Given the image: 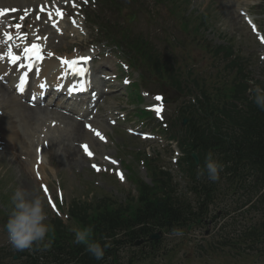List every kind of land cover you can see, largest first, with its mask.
<instances>
[{"label":"trees","instance_id":"trees-1","mask_svg":"<svg viewBox=\"0 0 264 264\" xmlns=\"http://www.w3.org/2000/svg\"><path fill=\"white\" fill-rule=\"evenodd\" d=\"M141 45L142 43L138 45L133 40L130 46L140 59L150 61L147 44L140 47ZM167 68V63L160 65L157 61L155 71L151 67L148 73L161 78ZM172 80L174 81L171 84L179 88L177 79L167 77L166 82ZM233 81L234 85L229 92H222L225 89L222 87L213 100L205 97L204 103L198 104L199 107L197 104L190 105L182 111L187 117V124L180 145L185 151V174L189 186L192 185L194 196L197 197L195 208L186 199L175 196L169 175H154L153 188H143L136 202L132 199L127 205L121 206L104 199L92 207L74 205L70 211L79 228L92 227V240L100 242L102 246L105 243L109 245L105 248L103 259L97 260L88 253L86 245L75 244L73 233L64 231V227L57 223L48 236L51 246L41 248V257L46 263H104L106 259L114 258L115 250L126 249L140 239L146 243L148 249H140L146 254L139 262L145 261L151 258L148 255L151 249H156L157 244L148 241L153 232L164 231L172 234L174 228L185 229L193 219L206 215L208 203L216 198L220 189H225L227 195H237L242 199L241 204L236 207L237 210L249 205L254 196L264 188V110L255 105L251 96L246 97L249 87L242 73L238 72ZM219 95L222 101L216 103ZM235 102L241 107H236ZM193 152L199 156L202 167L209 153L223 165L220 178L215 183L207 180L206 174L198 177L197 169L189 159ZM253 211L259 214L255 223H240L238 226L242 228L239 236H236L237 231L231 235L220 234L216 240L208 241L207 252L234 249L240 254L236 249L264 251V192L245 213ZM199 249L202 250L203 246H199ZM24 264L37 263L26 259Z\"/></svg>","mask_w":264,"mask_h":264},{"label":"rangeland","instance_id":"rangeland-1","mask_svg":"<svg viewBox=\"0 0 264 264\" xmlns=\"http://www.w3.org/2000/svg\"><path fill=\"white\" fill-rule=\"evenodd\" d=\"M151 3L152 0L137 1V5H143L145 8L148 7L150 11L153 6L154 13L147 24L144 18L137 14V9H134L137 16L131 22L133 28L135 29L134 32L143 31L148 35V37L152 38V40L154 39L155 34L160 35L161 29H166L175 34L173 23L170 17L165 14L166 10L164 11V8H161V6L158 7L156 4ZM162 5L165 6L164 3ZM59 6H61V4ZM88 10L90 11L95 9L90 7ZM191 10L195 11L198 15L200 14L203 17H207V25H209L210 30L206 36H208V40L210 42H213V44L223 45L226 40L229 41L234 47V53L247 60L252 72L256 73L255 75H258V72L263 69L264 48L256 42V39L249 33L244 23H242L245 15L241 18V12L239 13L238 10H243V12H247L252 17L254 22H256L260 33L263 34L264 37V0H192V5L188 6V11ZM125 15L126 13L119 12V18L113 19L115 24L124 25ZM110 16L114 17V14L108 13L106 17ZM154 17H157L158 19L156 20ZM153 19L154 21L152 22ZM182 32H184L183 28ZM85 33H87V35L83 37L82 35ZM97 39L99 41L101 40V38L97 36V33L95 36V32L86 27V30H84V32L82 31V33L79 31L78 35H73L69 31H67L66 35H63L62 37L57 34L51 39L50 47L62 53L63 51H67V53L72 55L71 51L74 47L84 51L83 46L86 47L92 44L98 45L96 50L100 48L101 51L93 68L95 69L99 65L98 63H100V60H106L111 61L110 65H112L115 70V66L119 64L118 61L113 57L111 52L104 50V44L100 43ZM191 51V62L189 65L193 69H204L205 71L198 72V77L207 78L208 72L213 73L214 70L209 68L206 64V67L202 66L204 63L200 65L202 62L201 55H204V53L201 49L199 50L196 47L191 48ZM113 69L110 73H108L109 76L116 74ZM118 74H120V79L125 78L126 74ZM132 77L134 78L136 76L133 75ZM109 85L112 86V88H110V91L112 92L104 96V99L100 101L98 105V108L100 109V111H98V115H100V117L99 119H96L99 124L97 129H100V127L101 129L103 128V132L107 137L106 142L108 144L106 145L101 143L100 147L97 145H95L96 148L93 147V150L98 156L99 162H92L101 166L100 173L94 172L90 167L92 162H65V158L63 157L61 150L49 146L52 157L50 158V160L52 159L51 165L55 168L56 172H51L47 168L41 178H35V174L33 173H31V177V175L27 172L30 168L27 170L25 169L30 161V159L27 158L28 155L24 151L16 153L14 150L5 149L0 156V196L11 200L14 190L18 187H22L44 197L41 192L42 185L40 181L44 180L52 197L58 198V196H62L63 209L64 207H69L72 200L92 203L94 199H101L103 198V195H106L114 201L116 200L124 203L126 202V199H128V195H131V198L136 197V188L128 181V179L126 180V183H124L123 180L120 181L117 180L116 177H113L112 172L109 171V167L105 166V164L101 162L102 157H115L116 159L118 158L123 162L129 163L131 161V154H138L143 149L148 147L156 149L155 145L158 149L161 147L158 142L147 141V143H144L140 141L138 137H132L128 134V131L134 133L137 131L148 132L149 128H151L147 121L145 124H142L137 122V119L133 117V113L138 109L136 105L132 106L134 102H138V96L140 94L138 87L135 84L132 87L130 95L132 101L131 103L129 102V90L125 89V86L121 85L120 82L112 83L111 81ZM147 93V90L144 92L142 91V96H147V98H145L144 105L141 106L142 110L151 103V92L149 91V93ZM177 102H179V100L174 102L172 105H168V114L173 113L174 110H176ZM31 116L33 117L34 115ZM43 121L44 119L40 122L43 123ZM108 121L112 122L108 123ZM114 121H116V126H111ZM36 122L37 121L35 119H32L29 123H26L25 121L24 124L27 126V133L35 127L37 124ZM51 123L54 125L55 122L51 121ZM58 124L55 123V126L48 127L49 124L46 123L44 127L45 130L43 131V134L48 135L53 142L56 138H59V136L66 134L67 128L64 125ZM57 126H59V128H56ZM47 129L49 130L47 131ZM34 134L35 132L33 131L28 134L30 135V138L27 139V143L30 145L37 141V137ZM90 136H92L91 133ZM162 140L165 141V138H162ZM78 143L79 140L74 139V142L70 144V147L78 151ZM22 146L26 148L25 142L24 145L18 144L16 147L19 150ZM33 150L32 153H29V157L33 155ZM166 150L167 148L161 151V167L163 166L165 169L170 170L171 175L174 177L173 183H176L179 189L182 191L184 189L185 191L184 183L179 180L178 175H174V170L171 167H166L168 166L167 163L170 161V158H172V154L169 155ZM123 170L124 169L122 167V171ZM123 173L127 178L126 172L123 171ZM137 176L142 179L143 183L149 184L145 172H139L137 170ZM59 188L60 190L58 191ZM185 193H180V195L183 196ZM44 203L48 216L47 221H49L53 218L54 214L49 208L48 203L45 202V199ZM1 209L2 206H0V210ZM61 219L64 225L69 226L67 223L68 221H66V218L63 215H61ZM206 232H208L209 236H212L216 233V230L212 227L210 229L205 228L196 230V232L189 234V237L185 238L182 242L179 240V237L167 236L163 243L167 245V249L171 250L167 255H171L173 258L163 256L160 257L162 260L155 264H264V257H257V255L252 257L246 255L237 258L228 256L227 253L220 256H207L206 258L196 255L194 252L197 241L200 240V237H206ZM191 238L196 242H192ZM7 242V232L1 226L0 248L5 246ZM177 244L179 245L177 246ZM120 254L121 256L126 255L124 252ZM119 262L122 264V259Z\"/></svg>","mask_w":264,"mask_h":264},{"label":"bare ground","instance_id":"bare-ground-1","mask_svg":"<svg viewBox=\"0 0 264 264\" xmlns=\"http://www.w3.org/2000/svg\"><path fill=\"white\" fill-rule=\"evenodd\" d=\"M31 2V4H34V2L32 0H0V9L1 10H7V9H12L15 7H22L24 5L27 4V2ZM47 1V0H46ZM239 1V0H237ZM10 33L13 36V40L10 42L12 44V51L17 53V52H21L23 51L24 47H28L30 45H32L33 43H38L41 44L42 43L31 37V35H26L25 33H23V31L21 29H15L14 27H11L10 29L7 28L6 25H2L0 22V39H3L4 33ZM19 37V38H18ZM16 45H19V48L16 47ZM7 52V45H3L0 46V55H3V53ZM43 76H45L46 71L48 70H52V68L58 67V65H56L53 62V59L50 60L49 58H46V60L43 62ZM0 72L3 74H0V76H4V79L2 77L3 80L5 81H9L10 79L12 80V82L16 81V78L18 77V75H20L21 73H16L15 70L10 67L8 65L7 62H5V59L0 60ZM60 73H56L54 76L57 78V76ZM62 77L64 78V73L62 72ZM54 77V78H55ZM10 78V79H9ZM55 78V79H56ZM59 80L56 79V84L59 83ZM9 87L11 88V86L9 85ZM1 89V87H0ZM10 90V89H8ZM9 92V91H7ZM11 93H8V97L7 95L5 97H3L4 99L7 97L8 100L6 101L5 104L2 105V114L3 116H1L2 121H0V141L3 142V146L2 149L4 148H9L13 145L14 147L17 145V143H21L24 139H25V134H23V131L26 130L27 132V126L24 124L25 121L26 123H29L30 121H32V119H36L37 121H41L42 117H44V125L42 126L41 124L36 126L37 128H43L45 126V123L47 122V120H49V118H47V115L43 112V113H36V112H30L29 109H27L25 106L23 107L20 103H19V99L15 98L13 96V92L12 90L10 91ZM3 99V100H4ZM22 108L23 112L18 115V110ZM17 114V115H15ZM53 114L56 115V117L51 118V120H57L58 123H60V125H65L67 126V133L64 134L63 136H59V138H56L55 141L53 142L52 140H49L50 138L45 135L43 140L41 141V143L43 144L45 141L49 144V146H52V148H58L61 150L63 157L65 158V162H84L85 158L83 156H81L78 151H76L75 149H72L70 146L71 142H74V139L79 140V142H83L89 145H93L92 143H95V141L89 136V133H86L84 131V124H80L78 122H73L71 120L70 117H62L59 116L58 114H56V112H54ZM81 114V113H80ZM82 114H86V113H82ZM31 115H34L33 117ZM22 116V118H21ZM42 116V117H38ZM41 119V120H40ZM25 120V121H24ZM87 124H91L92 126H96L98 124L97 121H92L89 120L86 121ZM51 122L49 124V126H51ZM34 127V128H35ZM33 130V128H32ZM31 130V132H32ZM34 131V130H33ZM35 132V131H34ZM41 130H39L38 135H41ZM28 134V133H27ZM38 139H40V136L37 137ZM37 139V142L34 143L33 146H35V151L38 148L37 146L40 144V140ZM37 147V148H36ZM12 149V148H11ZM22 149H26L27 151V155L28 158L29 154L33 149V147L30 145L27 148H22ZM13 150V149H12ZM16 153H18V149L15 150ZM42 163L40 166L37 165V158H35V155H33L32 158H30V161L32 162V166L37 165V169L39 174L42 176L45 173V170H47V167L45 166V164H48V169H50L51 172L54 171V169H52V167L50 166V158L51 154H50V150L49 147L47 149H44L42 152ZM52 160V159H51ZM16 162V161H15ZM45 166V169H44ZM25 168V167H24ZM26 170L29 169V166H27V168H25ZM32 169V167H31ZM33 171V169H32ZM32 171L27 170V172L29 173V175H31L32 177Z\"/></svg>","mask_w":264,"mask_h":264},{"label":"clouds","instance_id":"clouds-1","mask_svg":"<svg viewBox=\"0 0 264 264\" xmlns=\"http://www.w3.org/2000/svg\"><path fill=\"white\" fill-rule=\"evenodd\" d=\"M249 83L254 84L251 81ZM249 91L255 105L264 110V87L254 85ZM222 170L223 165L209 153L205 158L204 166L197 170V175L203 177L206 174L210 181L215 182L220 178ZM47 220L44 197L22 187L16 188L11 196V208L4 225L8 242L17 250L31 249L34 246L39 247L41 244H44L45 247L51 246L48 236L53 230V226L47 223ZM71 231L74 233L75 244L86 245L88 253L97 260L103 259L105 248L109 245L105 243L102 246L100 242L92 240L93 229L91 226L73 228ZM173 234L182 235V230L174 228Z\"/></svg>","mask_w":264,"mask_h":264},{"label":"snow or ice","instance_id":"snow-or-ice-1","mask_svg":"<svg viewBox=\"0 0 264 264\" xmlns=\"http://www.w3.org/2000/svg\"><path fill=\"white\" fill-rule=\"evenodd\" d=\"M43 11V9H41ZM4 11L7 10H0V15L3 14ZM12 11H15V9H12ZM57 15L63 16V14L59 11V9H57ZM49 18H51V13L49 14ZM17 29H19V25L16 26ZM19 38V37H18ZM13 40V36L10 33L5 32L3 39H0V46L3 45H7V52L3 55H0V60L5 59V56L7 57L8 61L13 64V65H17L19 64L20 67H24L23 63L21 62V57L19 55H16L13 51H12V44L10 43ZM17 48H19V45H16ZM23 57L24 59H27L29 61H31L33 58H35L36 60L40 59V54H39V48L37 45L32 44L31 47H24L23 48ZM83 60H85V62L87 61V57L82 58ZM25 84V78L21 77L20 78V85L19 88L20 90L23 89ZM156 100H160V97L157 96ZM93 131H95L94 129H92ZM95 134L100 137L101 140L104 139V137L100 134V132L96 131ZM84 148V151L86 152L87 155L92 156V153L88 150V146L87 145H83L82 146ZM112 163H115V161H112ZM94 168H96V165H93ZM97 171H99V168H96ZM121 179H123V176H121ZM51 202V201H50Z\"/></svg>","mask_w":264,"mask_h":264},{"label":"water","instance_id":"water-1","mask_svg":"<svg viewBox=\"0 0 264 264\" xmlns=\"http://www.w3.org/2000/svg\"><path fill=\"white\" fill-rule=\"evenodd\" d=\"M157 236H152L151 238H156Z\"/></svg>","mask_w":264,"mask_h":264}]
</instances>
